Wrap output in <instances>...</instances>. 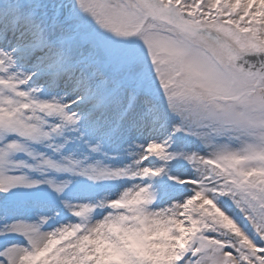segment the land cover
Returning a JSON list of instances; mask_svg holds the SVG:
<instances>
[{"label": "snow or ice", "instance_id": "obj_1", "mask_svg": "<svg viewBox=\"0 0 264 264\" xmlns=\"http://www.w3.org/2000/svg\"><path fill=\"white\" fill-rule=\"evenodd\" d=\"M0 264H264V0H0Z\"/></svg>", "mask_w": 264, "mask_h": 264}]
</instances>
